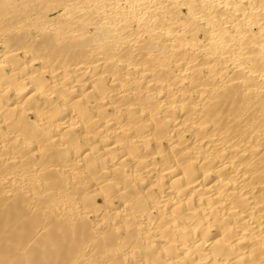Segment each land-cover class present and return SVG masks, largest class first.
<instances>
[{
	"label": "bare ground",
	"instance_id": "bare-ground-1",
	"mask_svg": "<svg viewBox=\"0 0 264 264\" xmlns=\"http://www.w3.org/2000/svg\"><path fill=\"white\" fill-rule=\"evenodd\" d=\"M0 264H264V0H0Z\"/></svg>",
	"mask_w": 264,
	"mask_h": 264
}]
</instances>
